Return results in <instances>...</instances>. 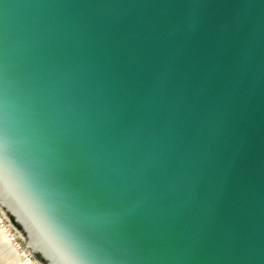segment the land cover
Returning a JSON list of instances; mask_svg holds the SVG:
<instances>
[{
  "label": "water",
  "instance_id": "1",
  "mask_svg": "<svg viewBox=\"0 0 264 264\" xmlns=\"http://www.w3.org/2000/svg\"><path fill=\"white\" fill-rule=\"evenodd\" d=\"M0 214L13 264H264V0H0Z\"/></svg>",
  "mask_w": 264,
  "mask_h": 264
},
{
  "label": "rangeland",
  "instance_id": "2",
  "mask_svg": "<svg viewBox=\"0 0 264 264\" xmlns=\"http://www.w3.org/2000/svg\"><path fill=\"white\" fill-rule=\"evenodd\" d=\"M0 221L5 225V227L7 228V230L9 231V233L11 234V236L13 237V239H15V241H17L18 243H20L21 245H23L24 243L21 241V239L16 235V233L11 229V227L6 223V221L4 220V218L2 217V215L0 214ZM1 240V239H0ZM1 243V242H0ZM19 244V245H20ZM21 251L22 248H21ZM6 252V251H4ZM4 252L2 254H0L1 256H3V262H8L10 260H12L9 255L8 252H6V254H4ZM10 259V260H9ZM34 264H41L34 256H31L30 258Z\"/></svg>",
  "mask_w": 264,
  "mask_h": 264
},
{
  "label": "bare ground",
  "instance_id": "3",
  "mask_svg": "<svg viewBox=\"0 0 264 264\" xmlns=\"http://www.w3.org/2000/svg\"><path fill=\"white\" fill-rule=\"evenodd\" d=\"M0 249H1V247H0ZM4 254H6V252H4ZM0 257H1V259L3 258V256H1L0 255ZM9 258H11V257H9ZM10 260V259H9ZM7 264H13V262H12V260H10V261H8V262H6ZM3 264V263H2Z\"/></svg>",
  "mask_w": 264,
  "mask_h": 264
}]
</instances>
